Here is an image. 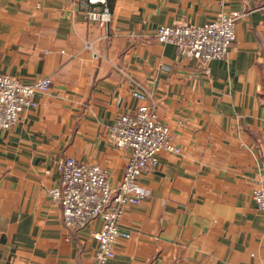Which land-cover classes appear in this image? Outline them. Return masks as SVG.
Here are the masks:
<instances>
[{"label":"crops","instance_id":"crops-1","mask_svg":"<svg viewBox=\"0 0 264 264\" xmlns=\"http://www.w3.org/2000/svg\"><path fill=\"white\" fill-rule=\"evenodd\" d=\"M0 0V73L49 89L0 128V264H95L96 218L68 228L48 188L66 157L98 164L112 184L128 152L108 127L145 90L180 153L161 151L141 174L146 197L118 223L130 236L104 264H264V0ZM239 11L225 58L207 68L158 42L160 25L202 24ZM87 43L91 48H87Z\"/></svg>","mask_w":264,"mask_h":264},{"label":"built area","instance_id":"built-area-1","mask_svg":"<svg viewBox=\"0 0 264 264\" xmlns=\"http://www.w3.org/2000/svg\"><path fill=\"white\" fill-rule=\"evenodd\" d=\"M94 4L84 1L87 18L108 22L109 9ZM242 15L231 11L202 24L160 25L153 36L160 43L174 45L180 56L195 59L207 68L211 60L226 57L234 44L236 23ZM86 47L91 48L89 43ZM50 85L49 77L24 84L13 75L0 73V128L14 126L24 110L35 105L34 97L46 92ZM132 94L141 103L121 113L108 127L107 134L110 144L128 152L120 182L113 185L107 171L97 164L66 157L57 165L58 183L48 188L50 199L60 206L66 227L79 228L97 217L102 218L101 228L95 233V264H104L113 258L116 243L129 238L130 232L122 229L118 220L126 205H137L146 197L139 176L149 166L157 164L161 151L180 153L172 142L169 127L159 118L157 104L151 100L149 92L135 89ZM262 113L264 125V107ZM252 199L256 208L264 211V176L257 182Z\"/></svg>","mask_w":264,"mask_h":264},{"label":"rangeland","instance_id":"rangeland-1","mask_svg":"<svg viewBox=\"0 0 264 264\" xmlns=\"http://www.w3.org/2000/svg\"><path fill=\"white\" fill-rule=\"evenodd\" d=\"M103 3H104V2H103ZM98 4H99V2H98V3H95L94 5L97 6ZM110 19H111V16H110ZM109 21H110V20H109ZM109 21H108V22H109ZM132 92H133V91H132ZM132 95H133V94H132ZM136 99H137V98H136ZM156 104H157V103H156ZM136 107H137V106H136ZM136 107H135V108H136ZM157 157H158V156H157ZM82 163H83V162H82ZM86 164H87V163H86ZM97 165H98V164H97ZM152 166H154V165H152ZM100 167H101V166H100ZM149 167H150V166H149ZM149 167H148V168H149ZM101 168H102V167H101ZM103 169H104V168H103ZM104 170H105V169H104ZM107 175H108V174H107ZM140 176H141V175H140ZM140 176H139V178H140ZM108 179H109V178H108ZM260 179H261V178H260ZM260 179H259V180H260ZM120 180H121V179H120ZM259 180H258V181H259ZM110 182H111V181H110ZM119 182H120V181H119ZM139 183H140V182H139ZM113 185H114V184H113ZM253 190H254V189H253ZM252 193H253V191H252ZM97 218H101V217H97ZM95 219H96V218H95ZM93 220H94V219H93ZM101 224H102V218H101ZM118 224H119V223H118ZM119 226H120V225H119ZM100 228H101V227H100ZM122 229H123V228H122ZM124 230H125V229H124Z\"/></svg>","mask_w":264,"mask_h":264},{"label":"water","instance_id":"water-1","mask_svg":"<svg viewBox=\"0 0 264 264\" xmlns=\"http://www.w3.org/2000/svg\"><path fill=\"white\" fill-rule=\"evenodd\" d=\"M90 1V3H92V4H94V3H103L104 2V0H89Z\"/></svg>","mask_w":264,"mask_h":264}]
</instances>
